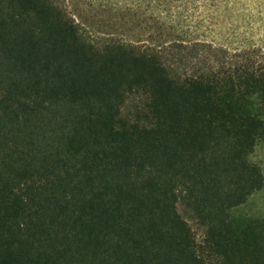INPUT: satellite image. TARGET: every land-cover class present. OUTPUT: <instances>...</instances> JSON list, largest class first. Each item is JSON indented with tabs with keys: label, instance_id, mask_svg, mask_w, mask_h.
Here are the masks:
<instances>
[{
	"label": "trees",
	"instance_id": "obj_1",
	"mask_svg": "<svg viewBox=\"0 0 264 264\" xmlns=\"http://www.w3.org/2000/svg\"><path fill=\"white\" fill-rule=\"evenodd\" d=\"M224 1L129 4L133 38L0 0V264H264L231 216L264 186V48L200 34Z\"/></svg>",
	"mask_w": 264,
	"mask_h": 264
},
{
	"label": "rangeland",
	"instance_id": "obj_2",
	"mask_svg": "<svg viewBox=\"0 0 264 264\" xmlns=\"http://www.w3.org/2000/svg\"><path fill=\"white\" fill-rule=\"evenodd\" d=\"M65 1L69 12L77 22L92 32L145 38L139 28L129 35L130 33H127L123 27L126 21L120 16L121 10H124L126 6L132 3L138 6L142 0ZM223 6L221 11L214 15L210 29L200 34H203L207 40L230 48L253 45L264 48V0H225ZM144 8L143 6L139 12H143ZM131 25L132 23H129L127 27ZM189 34L193 36V33ZM251 158L264 173V141L255 148ZM231 216L237 222H244L248 218H264V186L252 194L245 204L235 208Z\"/></svg>",
	"mask_w": 264,
	"mask_h": 264
}]
</instances>
